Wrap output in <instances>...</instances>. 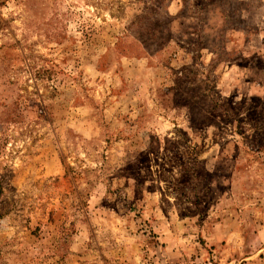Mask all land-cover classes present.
Instances as JSON below:
<instances>
[{"label":"rangeland","instance_id":"rangeland-1","mask_svg":"<svg viewBox=\"0 0 264 264\" xmlns=\"http://www.w3.org/2000/svg\"><path fill=\"white\" fill-rule=\"evenodd\" d=\"M0 264H264V0H0Z\"/></svg>","mask_w":264,"mask_h":264}]
</instances>
